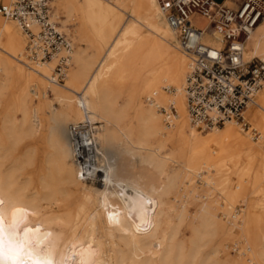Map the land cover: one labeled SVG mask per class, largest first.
I'll use <instances>...</instances> for the list:
<instances>
[{"label": "bare ground", "instance_id": "6f19581e", "mask_svg": "<svg viewBox=\"0 0 264 264\" xmlns=\"http://www.w3.org/2000/svg\"><path fill=\"white\" fill-rule=\"evenodd\" d=\"M55 4L65 16L63 27L74 23L84 47L72 50L65 85L49 81L56 60L29 61L25 34L0 16V106L4 93L14 90L3 122L10 148L0 139V161L29 138L26 159L38 170L27 182L34 188L29 197L18 167L4 171L0 162V264H264V86L257 107L248 106L245 114L259 133L258 143L234 121L202 134L186 112L188 57L177 41L172 43L175 34L156 0ZM51 17L57 21L54 10ZM259 52L264 58V20L251 35L245 57ZM50 95L60 109L53 108ZM30 96L39 99L32 109ZM120 97L129 103L119 106ZM151 99L174 105L171 126ZM133 105L141 113L129 121ZM44 112L51 124L41 139ZM61 119L72 125L85 120L101 124L98 156L90 167L100 187L93 189L78 178L73 136ZM153 140L157 145H151ZM166 145L172 152L161 158ZM171 160L181 172L171 170ZM188 196L202 200L205 212L217 198L212 217L202 219L191 246L184 240ZM42 201L51 205V213L42 209ZM209 237L219 243L206 254Z\"/></svg>", "mask_w": 264, "mask_h": 264}, {"label": "built area", "instance_id": "2783aa9c", "mask_svg": "<svg viewBox=\"0 0 264 264\" xmlns=\"http://www.w3.org/2000/svg\"><path fill=\"white\" fill-rule=\"evenodd\" d=\"M156 3L175 34L179 50L188 57L184 96L190 125L205 132L234 121L257 141L259 133L245 114L248 106L257 107V96L264 86V58H246L245 52L251 35L264 20V0H238L233 6L216 0ZM51 15V0H0V16L15 21L27 38L24 56L31 62L54 58L49 81L59 85L64 84L70 65L72 42ZM196 17L205 20L206 26H196ZM149 101L165 125L171 126L177 114L174 105ZM100 126L85 120L69 127L78 178L84 183L95 180L90 167L98 156L96 134Z\"/></svg>", "mask_w": 264, "mask_h": 264}, {"label": "rangeland", "instance_id": "374dc122", "mask_svg": "<svg viewBox=\"0 0 264 264\" xmlns=\"http://www.w3.org/2000/svg\"><path fill=\"white\" fill-rule=\"evenodd\" d=\"M104 1L107 3V1H110V0H104ZM218 1H221V0H218ZM231 1H233V0H231ZM234 1L236 2L238 0H234ZM55 2H56V0H51L52 12L54 10V19L57 20L56 23H57L58 27L64 33L67 34V36L70 38L71 42L73 43L72 44L73 45L72 46L73 52H75L80 47L81 48H84L83 46L80 45V42L78 41V35L76 33L77 32L76 25L74 23H68L65 27H63L64 24L62 22H64L65 16H64L63 12H61V11L58 14ZM225 4L226 5L233 6L235 3H231L230 0H228V1L225 2ZM56 14H57V17H55ZM12 22H13L12 25L16 28L15 24H17V23L14 22V21H12ZM193 22H194V24L196 26H198L200 28L206 26V21L203 20V19H201V18H197L196 17V18H194ZM3 24H4L3 23V19L0 18V27H2ZM16 30L21 34V32L17 28H16ZM175 41H176L175 39H173V41H172V43L174 45H176ZM0 46H1V48H3L2 42H0ZM0 53L3 54L2 53V50L0 51ZM94 53L95 52H94L93 49H90L89 50V55L90 56H93ZM179 53H181V52H179ZM181 55H183V54H181ZM255 56L261 57V53L259 52ZM261 58H263V57H261ZM72 62H73V64H72V67L71 68H74L75 67L74 61H72ZM54 65L55 64H52L53 68H54ZM25 68L28 69V67H25ZM68 69H69V67H68ZM64 83H66V81H64ZM9 85H11V84H9ZM63 85H65V84H63ZM13 94H14V90L13 89H10V90L6 91L4 93V95L2 96V98H1L2 104L0 106V139L2 140V143H4V144L9 142V138H8V136H6V133H5V130H4V123L3 122L5 120L4 117L6 115V110H7V107H8V101L11 99V96ZM50 97H51V99L54 102L53 103V105H54L53 108L54 109H60V105L57 102V100L55 99V97L53 95L52 96L50 95ZM38 103H39V99L35 98L34 96H30L29 109H32ZM128 103H129V101H128V99L126 97H120L119 98V106H124V105H127ZM140 113H141V111L138 109V107L136 105H133L130 108V111H129V114L130 115L128 116V120L129 121L134 120L135 118H137L138 116H140ZM15 116L18 119L20 118L19 113H17ZM49 117L50 116H49L48 113H45V114L41 113V120L43 122V125L46 126L41 131V139H44L48 135L47 126L50 123L48 121L49 120ZM61 121H62L63 124H65L67 130L70 127V125H72L71 123L67 122L64 119H61ZM250 124H252V123H250ZM99 125H101V124L99 123ZM252 125H254V124H252ZM194 129L197 130V131H199V132H202V134L205 133V132H203L201 130H198L196 128H194ZM138 135H139V131L136 129L135 130L134 137H137ZM256 142L258 143V141H256ZM8 144L9 145H7L6 147L7 148H10V143H8ZM37 144L39 146V149L40 150H43V148H44L43 143L41 141H39V142H37ZM151 145L152 146L157 145V141L153 140L151 142ZM30 148H31V140L29 138H24L23 140H21V141H19L17 143L16 148L13 150V152L3 153V155H6V158L0 161L1 163L3 162L2 164H3V167H4L3 168L4 171L9 170L12 166H17L18 167V173H17V175L18 176L20 175L19 179L21 180L22 184L26 183L25 184L26 186L27 185H31L29 183L27 184V182L29 181V179L33 175H37V172H38L37 167L31 166L27 162L26 153L29 151ZM171 152H172V147L170 145H166L165 147H163L161 149L160 156H161V158H165V157H167V155L171 154ZM38 163H39L38 164L39 166H41L42 164H45L44 163V159H43L42 156L39 157ZM176 166H177V162L175 160H171V163H170L171 170H172V168L175 169ZM176 171L177 172H181L182 169H180L179 167H177V170ZM99 183H100L99 181H95V182L87 183V185H89L90 187H92L93 189H95V188L100 187V184ZM26 189H27L26 190L27 196L31 197L34 194V188L32 186H27ZM178 191H179V189H178V187H176L175 190H174V193L177 194ZM219 194L221 195L222 194V191H220ZM216 200H217L216 197L215 198H212V200H210V203L206 207V212H205V211H202L201 208H200V203L202 202V200H198V199L196 200L193 196L186 197V200L184 202V208H185L186 214H188V215H187V222H186V225L184 227V232H185L184 240L187 239L186 241L188 242V246H191L190 241L194 237V232L197 229L201 228V226L204 223L203 220L205 221L206 219L212 217L210 213L214 212L215 209H216L214 207V204H215V201ZM41 204H42V209L45 212H47V213H51L52 212L51 205L47 201H42ZM243 210H244L243 204L242 203H238V205H237V211L238 212H241ZM99 216H100V212H98V217ZM201 216H202V218H201ZM97 225L99 226V228L102 226L101 225V222L99 220L97 222ZM190 226H191V229H190ZM56 230L58 232H61L62 231V229H60V227H57ZM105 240H106V243L109 244V240L108 239H105ZM218 240L219 239H217V238L216 239H213V237H209V239L207 240V245L204 248V252L206 254H208L211 251H213V249H215L218 246V243H219ZM215 259L216 258H213L212 260H215Z\"/></svg>", "mask_w": 264, "mask_h": 264}, {"label": "crops", "instance_id": "0c3cea01", "mask_svg": "<svg viewBox=\"0 0 264 264\" xmlns=\"http://www.w3.org/2000/svg\"><path fill=\"white\" fill-rule=\"evenodd\" d=\"M216 1H218V0H216ZM226 1H228V0H221V1H218V2H222V3H224L225 4V2ZM233 2L235 3V1L233 0ZM1 28V27H0Z\"/></svg>", "mask_w": 264, "mask_h": 264}]
</instances>
